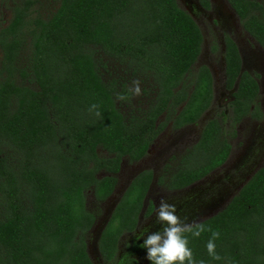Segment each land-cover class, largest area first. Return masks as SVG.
Returning <instances> with one entry per match:
<instances>
[{"label":"trees","instance_id":"1","mask_svg":"<svg viewBox=\"0 0 264 264\" xmlns=\"http://www.w3.org/2000/svg\"><path fill=\"white\" fill-rule=\"evenodd\" d=\"M228 1L264 48V5ZM40 2L19 0L0 30V264H94L87 237L97 216L87 193L106 202L125 158L142 160L170 124H196L212 106L214 81L208 67L194 70L203 35L178 0H58L47 13ZM225 60L226 88L236 89L230 115L206 124L177 171L168 176L165 166L161 186L180 190L204 179L229 159V132L262 117L259 85L230 38ZM136 80L147 104L135 109L128 89ZM153 178L141 172L118 204L98 244L106 263L137 228ZM153 210L151 203L146 215ZM200 224L199 237L186 234L196 264H264V166ZM208 228L220 233V260L207 252ZM118 264L140 263L128 256Z\"/></svg>","mask_w":264,"mask_h":264},{"label":"rangeland","instance_id":"2","mask_svg":"<svg viewBox=\"0 0 264 264\" xmlns=\"http://www.w3.org/2000/svg\"><path fill=\"white\" fill-rule=\"evenodd\" d=\"M44 1H41L43 6L40 5L43 13H47L48 10H53L58 2V0ZM218 1L221 3L218 5L219 11L229 17V14H232V10L228 7L226 0ZM257 1L264 5V0ZM180 2L183 5V0H180ZM16 3L11 1L0 2V29L7 26L11 20L13 8ZM181 4L180 7L183 9L184 6L182 7ZM198 18L202 20V17ZM6 20L8 22L7 24H5ZM201 20L200 27L203 32L204 42L201 56L195 64L194 70L197 71L201 66L211 67L214 74V102L203 119L196 125L187 127L182 131H176L169 125L163 134L153 143L150 151L142 161L131 163L128 158H125L122 162L121 171L117 176L118 185L116 192L106 202L98 203L92 191L87 193L88 211L96 214L97 220H101L106 215L107 210L111 208V200L115 203L117 198L121 196L137 174L144 170H151L156 174L152 191L145 202V208L149 207L151 203L155 205L154 213L148 220H142V226L137 232L132 235L127 233L123 235L121 239L122 255L119 256L122 258L117 256L114 263H106L100 252L98 254L96 251L98 243L96 242L94 234L92 232L88 234V252L91 253V259L94 264H118V261H122L123 258L128 256L132 258L137 257L138 259L142 256L146 257V250L142 247L139 249H134V247L130 249L124 246L132 240L134 242L139 239L143 242V239L148 234L161 230V225L156 220V210L161 199H165L169 204L176 206V214L182 221L188 224L205 221L224 209L232 200L233 196L237 194L234 189L241 184L242 179L248 177L254 169L264 163V119L258 123L253 118L248 117L236 127L235 134L229 132L228 137L232 145V157L226 167L219 169L209 176L210 178L208 177L185 191H169L167 186H161L159 184V179L164 173L165 166L169 164L173 171L177 169L180 158L198 143L202 130L210 120L215 118L222 119L221 116L224 112L227 116L230 115L231 110L228 105L230 96H228V92L224 89V31L232 33L236 40H240V43H238L242 53L244 70L253 75H257L261 86L258 106L260 110L262 108L264 111V49L244 32L241 23L236 19H234L229 28L230 31L226 29L222 31L220 28L214 30L209 19L205 18L203 21ZM220 42L222 47L220 46ZM214 48L216 49L214 50ZM1 59L2 52L0 50V61ZM134 100L135 109L143 107V104H147L146 96L143 93L140 96H136ZM226 125H230L229 122ZM101 154L107 155L105 152H101ZM101 176H105V173H102ZM209 179L210 182H214L217 188L215 190L216 193L215 191L210 192L208 190ZM115 196L116 198H114ZM224 198V203L219 205L220 201L222 202ZM197 214L201 216L196 217ZM133 250L135 251L132 252ZM131 253L134 257L131 256ZM142 264H146V258L143 259Z\"/></svg>","mask_w":264,"mask_h":264},{"label":"clouds","instance_id":"3","mask_svg":"<svg viewBox=\"0 0 264 264\" xmlns=\"http://www.w3.org/2000/svg\"><path fill=\"white\" fill-rule=\"evenodd\" d=\"M129 95L136 97L142 94L140 81H133L128 89ZM118 101L124 102L129 99L122 93L116 94ZM93 105L92 108H96ZM100 116L99 112H96ZM177 209L173 204H169L167 200L161 199L156 210L157 223L161 225V230L148 234L141 244V247L146 250V259L151 264H196L193 259V252L189 248V240L186 234H191L193 237H199L206 229L203 224L193 223L188 224L182 221L176 214ZM211 232V238L206 244V249L209 256L214 260H220L221 257L216 252L215 240L219 238L220 233L208 228ZM200 264H204L200 261Z\"/></svg>","mask_w":264,"mask_h":264},{"label":"flooded vegetation","instance_id":"4","mask_svg":"<svg viewBox=\"0 0 264 264\" xmlns=\"http://www.w3.org/2000/svg\"><path fill=\"white\" fill-rule=\"evenodd\" d=\"M6 1H9L10 2V0H0V2H6ZM39 1H44V0H39ZM179 1V3L181 4V2H180V0H178ZM11 2H17L16 3V5L17 4H20L19 3V0H14V1H11ZM45 2V1H44ZM41 3V2H40ZM226 3H227V5H228V7L232 10V14H229V17L227 16V15H224V14H222L220 11H219V9H218V5L219 4H221L218 0H183V5H182V7H183V9L195 20V22L197 23V25L199 26V28H200V30H201V32H202V29H201V27H200V20H199V18L198 17H202V20L201 21H203V19H205V18H207V19H209L210 20V22H211V25H212V27H213V29L215 30L216 28H220L222 31H223V29H226V30H228V31H230L229 30V28L231 27V25H232V23H233V21H234V19H236L237 21H239L240 23H241V25H242V28L244 29V32L245 33H247V35H249L251 38H253L247 31H246V29L244 28V25H243V21H242V19L240 18V16L237 14V12L235 11V9L231 6V4H230V2L228 1V0H226ZM261 3V2H260ZM179 4V5H180ZM15 5V6H16ZM40 5H42L43 6V4H40ZM57 6V5H56ZM39 10H40V7L38 6L37 7ZM55 8V7H54ZM13 10H14V8H13ZM54 10V9H53ZM49 11H52V10H49ZM12 17H13V14H12ZM12 19V18H11ZM11 22V20L9 21V23ZM8 22H7V20H6V22H5V24H7ZM9 23L7 24V25H9ZM6 26H4V27H2V28H5ZM1 28V29H2ZM0 29V30H1ZM224 33H225V36H224V38H223V40H224V54L226 53V40H227V38H230V39H232L233 41H234V43L236 44V46H237V48H238V50H239V53H240V56H241V58H242V53H241V49H240V47H239V43H240V40L238 41V40H236L234 37H233V35H232V33H230V32H226V31H224ZM202 35H203V32H202ZM254 39V38H253ZM255 40V39H254ZM256 41V40H255ZM203 42H204V37H203ZM239 42V43H238ZM257 42V41H256ZM258 43V42H257ZM258 45L262 48V49H264L259 43H258ZM220 46L222 47V44H221V42H220ZM202 53V52H201ZM201 56V55H200ZM200 58V57H199ZM224 58V57H223ZM199 60V59H198ZM202 67V66H201ZM206 67H208L209 69H210V71H211V74H212V77H213V81H214V74H213V72H212V70H211V67L210 66H206ZM242 70L243 71H245L244 70V62H243V58H242ZM223 71H224V80H226V60H225V58H224V69H223ZM249 73V72H248ZM249 74H251V73H249ZM255 79H256V81H257V83H258V85H259V96H260V94H261V86H260V83H259V81H258V78H257V75H253V74H251ZM259 76V75H258ZM264 76V75H263ZM263 85H264V81H263ZM224 89H225V91L226 92H228V96H230L229 97V107H230V103H231V101L233 100V98H232V96H233V94H234V92L236 91V89H234V90H228L227 88H226V85L224 84ZM214 92H215V90H214ZM215 94V93H214ZM258 99H259V97H258ZM258 99H257V103H258ZM214 102V101H213ZM260 112H261V114H262V117L261 118H254V117H252V116H248V117H250V118H253L254 120H256V122H261L263 119H264V111H263V109L261 108V110H260ZM206 114V113H205ZM204 114V115H205ZM204 115L202 116V118L197 122V123H199L202 119H203V117H204ZM248 117H246V118H248ZM245 118V119H246ZM245 119H243V121L245 120ZM196 123V124H197ZM242 123V122H241ZM196 124H192V125H188V126H185V127H183V128H181V129H179V130H176V131H182L183 129H185V128H187V127H191V126H194V125H196ZM171 125V124H170ZM172 126V125H171ZM175 130V129H174ZM202 132H203V130H202ZM163 134V133H162ZM202 135V134H201ZM201 135L199 136V140H200V138H201ZM198 136V135H197ZM158 139V138H157ZM156 139V140H157ZM231 144V143H230ZM153 145V144H152ZM151 145V146H152ZM232 146V145H231ZM150 149H151V147H150ZM150 149H149V151H150ZM148 151V152H149ZM148 154V153H147ZM146 157V156H145ZM144 157V158H145ZM232 157V151H231V154H230V157H229V159L226 161V163L223 165V166H221L220 168H218V169H216L215 171H213L212 173H210L208 176H206L204 179H202V180H200V181H197V182H195L194 184H192V185H190L189 187H187V188H184V189H180V190H171L168 186H167V184H165V185H162V186H167V189L169 190V191H177V192H181V191H185V190H187V189H189V188H191L192 186H194L195 184H198V183H200L201 181H203V180H205V179H207L209 176H211L213 173H215L216 171H218L219 169H222V168H224V167H226L227 166V164H228V162H229V160H230V158ZM143 158V159H144ZM263 158H264V154H263ZM142 159V160H143ZM181 159V158H180ZM142 160H140V161H142ZM139 161V162H140ZM170 161V160H169ZM168 161V162H169ZM136 163H138V162H136ZM264 166V163L262 164V165H260L259 167H257L256 169H254L253 171H252V173L248 176V177H246L245 179L243 178L242 179V182H241V184L236 188V189H234V191H236L237 192V194L242 190V188L248 183V181L253 177V175L260 169V168H262ZM122 168V167H121ZM144 171H148V170H144ZM151 171V170H150ZM175 171H177V169L176 170H174L173 171V169L170 167V169H168L166 172H167V174H168V176L170 175V174H172V173H174ZM143 172V171H142ZM164 172V171H163ZM153 175H154V178H155V175L156 174H154L153 173ZM154 178H153V182H152V184H151V186H150V189H149V192H148V194H147V197H148V195L150 194V192L152 191V186H153V183H155L154 182ZM210 178V177H209ZM209 182H210V179L208 180ZM169 182V179L167 180V183ZM208 190L211 192V191H215V190H217V188L215 187V184H214V182H210L209 184H208ZM221 190V189H220ZM215 193H216V191H215ZM236 194V195H237ZM236 195H234L233 196V198L236 196ZM147 197H146V199H147ZM215 197V196H214ZM233 198H232V200H233ZM231 200V201H232ZM224 201H225V198L223 199V201L221 202L220 201V203H219V205L220 204H223L224 203ZM230 201V202H231ZM145 202H146V200H145ZM145 202H144V208H143V210H142V212H141V214H140V216H139V219H138V226H137V228L135 229V231L134 232H131V233H127V234H134L135 232H137L140 228H141V226H142V220L144 221V220H148L149 219V217H151V215L154 213V210H155V205H154V210H153V212L150 214V215H146L147 214V210H148V208L149 207H147V208H145ZM229 202V203H230ZM229 205V204H228ZM227 205V206H228ZM226 206V207H227ZM225 207V208H226ZM224 208V209H225ZM224 209H222L221 211H223ZM220 211V212H221ZM219 212V213H220ZM218 214V213H217ZM216 214V215H217ZM198 216H201L200 214H197L196 215V217H198ZM215 216V215H214ZM213 217V216H212ZM211 218V217H210ZM208 220V219H207ZM206 221V220H205ZM202 222H204V221H200L198 224H200V223H202ZM126 234V233H125ZM123 238V236L121 237V239ZM121 239H120V241H119V246H118V252H117V256L119 257V256H121L122 255V252H121ZM141 244H142V241L141 240H139V239H137V240H135L134 242H133V240L130 242V243H126L125 244V246L124 247H129L130 249L131 248H133L134 247V249H139V248H141ZM126 250H128V249H126ZM135 250H133L132 252H134ZM131 256H133L134 257V255L131 253ZM146 256V255H145ZM130 257V256H129ZM119 258H122V257H119ZM144 258H146V257H144V256H142V257H140V259H138L137 257H135V259H137L138 261H139V263L140 264H142L143 263V259ZM124 259V258H123ZM122 259V260H123ZM148 261L149 260H147L146 259V264H148Z\"/></svg>","mask_w":264,"mask_h":264},{"label":"water","instance_id":"5","mask_svg":"<svg viewBox=\"0 0 264 264\" xmlns=\"http://www.w3.org/2000/svg\"><path fill=\"white\" fill-rule=\"evenodd\" d=\"M140 173H141V172H140ZM140 173H139V174H140ZM139 174H137V175H139ZM137 175H136V176H137ZM136 176H135V177H136ZM135 177H134V178H135ZM134 178H133V180H134ZM133 180H132V181H133ZM132 181L130 182V184L132 183ZM130 184L128 185V187L130 186ZM128 187L123 191V193L121 194V196H120L119 198H117V201H116L115 203L113 202V200H111V203H112L111 208L107 210L106 215H105L103 218H101V220L99 219V220L96 221L94 227L92 228L91 232L94 234L95 239H96V242H97L98 244H99L100 238H101V236H102V234H103L105 228H106L107 225L109 224V222H110V220H111V218H112V216H113V214H114V212H115V210H116L118 204L120 203L121 199L123 198L124 194L126 193ZM115 192H116V190H115ZM115 192H114V194H115ZM114 194H113V195H114ZM113 195H112V196H113ZM112 196H111V197H112ZM111 197H110V198H111ZM110 198H109V199H110ZM114 198H116V196H115ZM114 198H112V199H114ZM96 251H97V253L99 254V247H96ZM88 253H89V255L91 254L90 252H88ZM90 257H91V255H90Z\"/></svg>","mask_w":264,"mask_h":264}]
</instances>
